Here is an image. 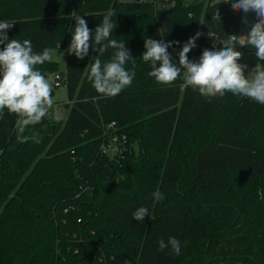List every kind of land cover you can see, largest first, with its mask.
<instances>
[{
	"label": "trees",
	"instance_id": "1",
	"mask_svg": "<svg viewBox=\"0 0 264 264\" xmlns=\"http://www.w3.org/2000/svg\"><path fill=\"white\" fill-rule=\"evenodd\" d=\"M212 1L0 0V21L15 22L9 39H28L37 53L66 51L73 12L94 31L115 11L112 38L124 40L136 59L132 85L99 98L87 79L98 53L90 48L80 60L66 52L59 75L69 115L55 120L50 110L34 126L39 144L19 142L15 114L0 119V264H264V105L231 93L209 100L182 88V80L160 85L140 57L146 37L178 41L168 49L178 60L200 32L188 54L197 61L204 49L240 35L244 14ZM36 67L45 75L59 63ZM113 122L128 136L115 158L99 149ZM240 138L253 147L240 146ZM156 190L165 199L154 200ZM139 207L149 210L144 221L132 218ZM169 237L179 240V256L170 246L159 249Z\"/></svg>",
	"mask_w": 264,
	"mask_h": 264
},
{
	"label": "clouds",
	"instance_id": "2",
	"mask_svg": "<svg viewBox=\"0 0 264 264\" xmlns=\"http://www.w3.org/2000/svg\"><path fill=\"white\" fill-rule=\"evenodd\" d=\"M223 2L230 3L236 13L244 14L242 21L246 24V14H255V21L246 34H232L223 46L204 49L197 61L190 60L188 54L197 46L196 40L202 35L200 32L183 44L177 53L178 60H173L168 51L178 41L165 43L163 40L146 37L145 51L140 57L150 66L148 76L160 85L172 86L177 80H182V88H191L209 100L231 93L264 105V63H257L246 72L248 65L239 62L243 53L237 50L238 47H251L258 60L264 61V0ZM116 15L115 11L109 10L93 31L84 18L72 13L75 25L66 52L80 60L89 55L90 48L98 53L91 58L87 79L99 98L117 96L132 85L136 76V59L126 48L125 41L112 38V32L117 27L114 19ZM188 15L191 17L192 13ZM215 15L219 19L218 11ZM14 23L0 21V45H3L0 50V119L6 111L15 114L18 117L16 125L21 133L19 142L39 144L43 137L34 130V126L50 115L54 105L52 92L55 81L42 74L36 66L51 62L56 50L44 48L37 53L30 40L9 39L7 31L13 28ZM158 32L164 35L160 29ZM109 49L114 50L111 57L102 60L101 57ZM152 196L156 201L165 199L159 190L153 192ZM146 216L149 217L146 207H139L132 214L136 221H144ZM169 246L175 255L181 254L180 242L175 237H169L167 243L159 241L160 250Z\"/></svg>",
	"mask_w": 264,
	"mask_h": 264
},
{
	"label": "rangeland",
	"instance_id": "3",
	"mask_svg": "<svg viewBox=\"0 0 264 264\" xmlns=\"http://www.w3.org/2000/svg\"><path fill=\"white\" fill-rule=\"evenodd\" d=\"M246 18L248 23L247 24L245 23V26L243 27L241 34H246L250 28V25L255 21V18L251 16H248ZM53 49L56 50V55L53 56V61L59 63V69L56 73H47L45 74V76L51 77L54 80L55 74H64L66 72L67 54L66 51L62 48H53ZM239 62L248 65V69H246V72L251 70L253 67H255L257 63H261V61H259L258 58L254 55V51L244 53L242 59ZM52 96L54 99V105L51 109L53 113V118L55 120L65 121L70 111V109L66 106L67 103H70L67 85L65 83H63L60 86L54 85ZM227 127L230 128L232 127V125L228 124ZM241 139L242 138H240L238 142L240 146H246L250 148L253 147L252 139H248V138L242 140Z\"/></svg>",
	"mask_w": 264,
	"mask_h": 264
},
{
	"label": "built area",
	"instance_id": "4",
	"mask_svg": "<svg viewBox=\"0 0 264 264\" xmlns=\"http://www.w3.org/2000/svg\"><path fill=\"white\" fill-rule=\"evenodd\" d=\"M178 0H167L168 6H175ZM180 1V0H179ZM186 4L192 3H212V0H181ZM218 1V0H217ZM219 15V14H218ZM219 18L221 16L219 15ZM230 39V38H229ZM229 39L222 40L220 43L223 45L229 41ZM65 80V77L59 74L55 75V86H60L61 82ZM128 136L125 132L120 131L115 122L108 126L106 137L100 144V151L104 155H108L111 158L122 156L127 149Z\"/></svg>",
	"mask_w": 264,
	"mask_h": 264
},
{
	"label": "water",
	"instance_id": "5",
	"mask_svg": "<svg viewBox=\"0 0 264 264\" xmlns=\"http://www.w3.org/2000/svg\"><path fill=\"white\" fill-rule=\"evenodd\" d=\"M159 4L162 6V7H166L164 2H159Z\"/></svg>",
	"mask_w": 264,
	"mask_h": 264
}]
</instances>
